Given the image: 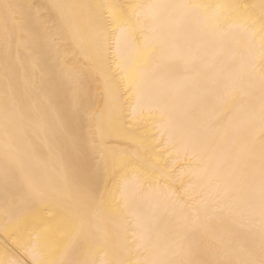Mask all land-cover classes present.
<instances>
[{"label": "snow or ice", "instance_id": "snow-or-ice-1", "mask_svg": "<svg viewBox=\"0 0 264 264\" xmlns=\"http://www.w3.org/2000/svg\"><path fill=\"white\" fill-rule=\"evenodd\" d=\"M0 214V264H264V0H0Z\"/></svg>", "mask_w": 264, "mask_h": 264}, {"label": "bare ground", "instance_id": "bare-ground-1", "mask_svg": "<svg viewBox=\"0 0 264 264\" xmlns=\"http://www.w3.org/2000/svg\"><path fill=\"white\" fill-rule=\"evenodd\" d=\"M37 2H44V0H37ZM69 3H88V2H95V0H67ZM123 2V0H122ZM171 2H196V0H171ZM206 2H213V0H206ZM239 2H247V3H253L256 2V0H239ZM167 159V157H165ZM162 164L163 161H160ZM179 185H177L178 187ZM3 226V216L0 214V248H3L5 245H7L10 249L16 250L19 254V249H17L16 244L13 242L11 238H9L2 230Z\"/></svg>", "mask_w": 264, "mask_h": 264}]
</instances>
